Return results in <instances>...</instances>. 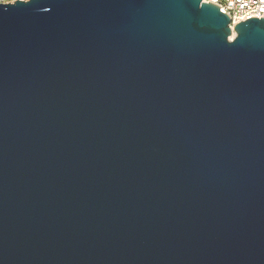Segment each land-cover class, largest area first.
I'll list each match as a JSON object with an SVG mask.
<instances>
[{
	"label": "water",
	"instance_id": "obj_1",
	"mask_svg": "<svg viewBox=\"0 0 264 264\" xmlns=\"http://www.w3.org/2000/svg\"><path fill=\"white\" fill-rule=\"evenodd\" d=\"M220 8L0 3V264H264V17Z\"/></svg>",
	"mask_w": 264,
	"mask_h": 264
},
{
	"label": "built area",
	"instance_id": "obj_2",
	"mask_svg": "<svg viewBox=\"0 0 264 264\" xmlns=\"http://www.w3.org/2000/svg\"><path fill=\"white\" fill-rule=\"evenodd\" d=\"M16 0H0V3L15 2ZM218 4L221 11L231 18V28L239 21L251 17H264V0H204Z\"/></svg>",
	"mask_w": 264,
	"mask_h": 264
}]
</instances>
